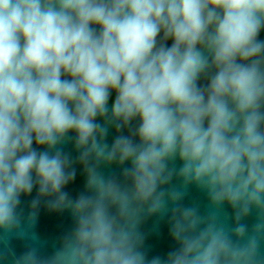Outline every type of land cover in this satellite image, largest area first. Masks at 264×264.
Listing matches in <instances>:
<instances>
[{
  "label": "clouds",
  "instance_id": "9594fccd",
  "mask_svg": "<svg viewBox=\"0 0 264 264\" xmlns=\"http://www.w3.org/2000/svg\"><path fill=\"white\" fill-rule=\"evenodd\" d=\"M262 29L264 0H0V242L36 239L42 198L74 221L12 264H264ZM126 161L123 183L101 171ZM189 185L206 212L182 203ZM152 215L168 216L165 256L144 247Z\"/></svg>",
  "mask_w": 264,
  "mask_h": 264
},
{
  "label": "water",
  "instance_id": "95a60500",
  "mask_svg": "<svg viewBox=\"0 0 264 264\" xmlns=\"http://www.w3.org/2000/svg\"><path fill=\"white\" fill-rule=\"evenodd\" d=\"M260 39H264V29L261 30L259 34ZM171 41H168L170 43ZM206 81H200V83H205ZM114 95V94H113ZM109 104H111V97L109 99ZM136 122L133 121L128 128L122 129L120 133H117L114 128H109L108 134L105 138L108 144H111L112 140L117 134H129L130 130L134 128ZM71 136V133H69ZM35 146V145H34ZM59 147L69 155V157L75 161L78 156V152L74 150L72 141L69 139ZM179 167L180 162L177 160L175 162H170L171 166ZM130 162L126 161L123 165H117L115 163L105 166L101 165V171L106 176H113L118 182L123 183L124 178L122 176V169L128 167ZM76 168L75 179L69 182L64 187L70 197L75 198L82 192H85V174L82 171V166L79 163L73 165ZM173 185L179 184V180L174 176L171 182ZM36 196V189L33 188L32 193L24 195L21 194V204L20 209L26 214L29 210V205L31 200ZM184 205H198L200 211H207V197L204 192L198 189L194 185H189L186 190V194L182 201ZM224 211L229 216V222H231L232 209L228 206L224 207ZM256 221L255 212L251 213L249 216L243 219V223H246L251 227ZM74 225L73 218L69 210H64L63 212H53L49 211L41 200V205L39 208V213L36 222L31 229L35 233L36 239L31 238H20L14 235H9L5 238L4 242H0V252H3L6 259L4 264H12V259L14 256H19L28 247H36L39 254L42 256L50 255L56 247L59 246L61 238L71 231ZM169 222L168 216L152 215L147 216L141 222L139 228L145 234L144 247L147 251L149 257L154 255L165 256L168 251L176 247L175 242L169 235ZM261 255H264V243L261 245L260 249Z\"/></svg>",
  "mask_w": 264,
  "mask_h": 264
}]
</instances>
